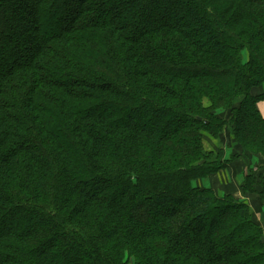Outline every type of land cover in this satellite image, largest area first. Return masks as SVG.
<instances>
[{"label": "trees", "instance_id": "1", "mask_svg": "<svg viewBox=\"0 0 264 264\" xmlns=\"http://www.w3.org/2000/svg\"><path fill=\"white\" fill-rule=\"evenodd\" d=\"M261 101L264 0H0V264H264L195 184L264 156Z\"/></svg>", "mask_w": 264, "mask_h": 264}, {"label": "crops", "instance_id": "2", "mask_svg": "<svg viewBox=\"0 0 264 264\" xmlns=\"http://www.w3.org/2000/svg\"><path fill=\"white\" fill-rule=\"evenodd\" d=\"M258 108H259L262 116L264 117V101L259 102ZM228 145H229V142H228ZM253 158H255V160L257 162V166H254V164L251 162V160H252L251 157H250V163H249L247 158H244L245 162H248L247 167L244 169V171L242 170L243 169L242 165H241L242 169H239V171L234 169V168H231V172L233 173V175H235V177L231 178V175L229 173V170H230V166H229V168H228L229 170L227 169L225 171L220 172L217 175L210 176L209 177L210 179L208 181L213 180V178H227L228 182L225 181V184L230 185V187L228 186V190L224 189V188L223 189L226 190V193L228 192V193L234 195L237 199L249 204L254 209L255 221L263 227V225H264V206H262V205L258 206L257 200L255 199V196L244 194V192L242 190V187H243V184L245 181V176L250 171V170L247 171L249 168H251L252 170L255 169L254 171H257L258 174L259 173L261 174L262 172H264V156L259 155V156H255ZM240 162L241 161H238V164ZM222 173L224 175H222V177H220V175ZM203 180H206V179L199 180V181L195 182V184L199 187L213 188L212 186L206 185L205 182H203ZM198 183L202 184L203 186L198 185ZM216 191L218 193L217 189H216ZM223 194H225V193H223Z\"/></svg>", "mask_w": 264, "mask_h": 264}, {"label": "rangeland", "instance_id": "3", "mask_svg": "<svg viewBox=\"0 0 264 264\" xmlns=\"http://www.w3.org/2000/svg\"><path fill=\"white\" fill-rule=\"evenodd\" d=\"M217 143L218 142H216V141H212V139H209V140H207V147L208 148H210V149H217ZM227 144V142L224 144L225 145V148H227V147H229V145L227 146L226 145ZM232 149V148H231ZM233 150V149H232ZM232 153V151H230V149H225V156H226V158L227 159H229L230 158V155H232L231 154ZM237 153L236 152H233V155H236ZM238 155V154H237ZM248 159V161H249V163H250V157L249 158H247ZM251 162L254 164V166H257V162H256V160H255V158H253V157H251ZM238 161H241L239 164H238ZM231 165H230V170H229V173H230V175H231V178H233V177H235V175H233V173L231 172V168H234V169H236V170H238L239 171V169H242V167H241V165L243 166V171H244V169L247 167V164H248V162H245V160H244V157H241V158H237L236 160L234 159V160H232V162L230 163ZM250 170V168L247 170V171H249ZM255 170V169H254ZM253 170V171H254ZM222 175H224L223 173L220 175V177H222ZM248 175V174H247ZM246 175V176H247ZM245 176V177H246ZM210 178L208 177V179L206 178V180H203V182H205V184L206 185H208V186H212L214 189H217L218 190V194L219 195H222V196H224L225 194H227L226 193V190H224V189H227L228 190V186L230 187V185H228V184H225V181L226 182H228V179L227 178H213V180H210V181H208ZM207 181V182H206ZM198 185H200V186H203L202 184H199L198 183ZM224 188V189H223ZM236 188V187H235ZM223 193H225V194H223ZM234 196V195H233ZM239 200V199H238ZM241 201V200H240ZM257 205L258 206H261V202L259 201V202H257ZM255 217V216H254ZM260 227H261V225L260 224H258ZM263 230H264V225H263ZM264 235V234H263ZM131 264H134V262L133 263H131Z\"/></svg>", "mask_w": 264, "mask_h": 264}]
</instances>
